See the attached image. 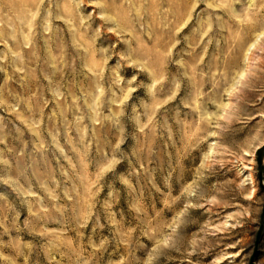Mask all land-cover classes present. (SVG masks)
Listing matches in <instances>:
<instances>
[{"label":"rangeland","instance_id":"374dc122","mask_svg":"<svg viewBox=\"0 0 264 264\" xmlns=\"http://www.w3.org/2000/svg\"><path fill=\"white\" fill-rule=\"evenodd\" d=\"M255 2L0 0V264H264Z\"/></svg>","mask_w":264,"mask_h":264},{"label":"bare ground","instance_id":"6f19581e","mask_svg":"<svg viewBox=\"0 0 264 264\" xmlns=\"http://www.w3.org/2000/svg\"><path fill=\"white\" fill-rule=\"evenodd\" d=\"M262 1L263 0H256L255 4L253 5V7H254V9H253L254 14H252V15H248L247 14L246 15L245 25L243 26V30L242 31H244L245 29H246V31H249V32L252 31V29L255 27V24H252V22L253 21H256L259 17H263V15H264V8L261 7L262 6L261 5ZM244 18H245V16H244ZM258 46H259V42H256L254 44V48L252 50H248V54L246 56V64L247 65H248L249 61L252 59V57L255 55V50L257 49Z\"/></svg>","mask_w":264,"mask_h":264}]
</instances>
